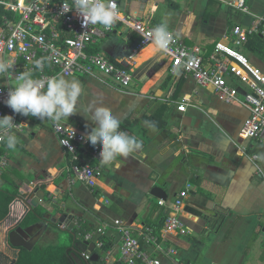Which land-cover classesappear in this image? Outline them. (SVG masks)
Returning a JSON list of instances; mask_svg holds the SVG:
<instances>
[{
    "label": "crops",
    "instance_id": "1",
    "mask_svg": "<svg viewBox=\"0 0 264 264\" xmlns=\"http://www.w3.org/2000/svg\"><path fill=\"white\" fill-rule=\"evenodd\" d=\"M124 1L122 14L151 28L166 21L169 32L199 48L205 59L217 44L233 47L231 30L248 28L255 16L264 13V0H244L248 14L225 4L236 0ZM120 4L121 0L119 9ZM111 38L116 41L111 43ZM137 41L138 36L121 25L100 40L96 50L130 69L133 81L120 88L101 75L66 78L79 80L82 94L78 112L60 122L90 132L94 124L82 114L93 100H100L120 120V130L141 140L142 148L127 157L118 156L110 164L95 161L101 165L102 175L97 193L92 194L81 182L70 184L71 176L64 169L69 154L59 146L52 121L16 113L21 131L16 134L14 150L3 143L8 166L0 175V188L14 186L19 197H28L30 186L39 185L50 195L39 203L46 210V219L66 214L73 222L82 220L92 228L121 219L141 237L146 230L158 234L160 229L151 227L157 213L167 214L175 195L189 186L178 211L189 233L171 236L170 243L177 250L174 259L153 254L160 264H264V159L257 158L264 157V143L239 137L248 108L241 102L224 103L211 89L197 87L191 77L175 80L166 57L153 45L129 59ZM237 50L264 73V61L244 45ZM228 83L238 89L240 100L248 91L233 76ZM182 99L191 106L179 112ZM156 115H161L163 127L142 120ZM152 186L166 192V208L157 205L162 198L149 194ZM24 209L23 204H15L13 216L8 209L0 221V264L16 258V252L5 244V234ZM54 226L49 224L36 246L62 242L64 232ZM41 229L34 228L33 234ZM106 236L116 257L119 236L113 230Z\"/></svg>",
    "mask_w": 264,
    "mask_h": 264
},
{
    "label": "built area",
    "instance_id": "2",
    "mask_svg": "<svg viewBox=\"0 0 264 264\" xmlns=\"http://www.w3.org/2000/svg\"><path fill=\"white\" fill-rule=\"evenodd\" d=\"M115 3L119 19L110 30H106L98 24L82 26V17L74 9L75 0H0L3 10L0 15V61L9 64L8 71L0 73V116H13V121L17 124L14 129L16 134L21 131V124L16 119V113H13L4 100L9 89L19 82V76L23 73H31L36 80H47L54 76L80 79L101 75L120 88L131 84L133 75L130 69L122 64L117 67L96 50V45L101 39L115 33L121 25L138 36L136 46L129 57L131 59L144 47L153 45L150 39L153 28L122 14L119 9L120 0H115ZM225 4L241 13H249L244 0ZM169 33L172 39L168 49L160 51L168 61L170 75L175 80L191 77L197 87L211 89L224 103L241 102L248 108L249 115L239 129L240 139L264 143V73L253 67L237 50L251 36L264 38V13L255 16L248 28L232 29L233 47L217 44L213 54L207 59L199 48L190 47L177 34ZM229 76H233L247 87L248 91L242 95L241 100L238 89L228 83ZM187 106H191L189 101L182 99L177 110L184 112ZM51 126L59 146L69 154L64 169L71 176L70 184L81 182L92 194H96L102 175L101 165L94 164L95 161H100L99 146H93L82 139L87 132L61 122L52 121ZM3 143L4 140L0 139V147H3ZM252 159L256 157L253 156ZM7 166L8 158L2 155L0 175ZM38 186L31 185V192ZM188 194L189 186H186L175 195L158 234L146 230L140 237L121 219L110 223L102 222L90 231L84 230L80 233L83 242L87 243L82 252L83 258L91 260L92 253L88 252L87 247L93 244V252H99L101 264H160V259L155 257L154 253L174 259L177 250L170 243L171 236L181 237L189 233L178 215ZM18 203L23 204L25 209L23 214L15 219L16 224L21 222L30 209L28 197H18L9 205L12 216L14 205ZM104 203L108 204L107 201ZM157 205L165 208L167 206L166 201L162 199L158 200ZM83 224L82 220H75L74 228L79 230ZM58 228L63 230L66 226L60 225ZM109 230L115 231L119 236L120 245L116 257L111 248L102 249L100 238ZM141 240L144 243H141Z\"/></svg>",
    "mask_w": 264,
    "mask_h": 264
},
{
    "label": "clouds",
    "instance_id": "3",
    "mask_svg": "<svg viewBox=\"0 0 264 264\" xmlns=\"http://www.w3.org/2000/svg\"><path fill=\"white\" fill-rule=\"evenodd\" d=\"M74 9L82 17V26L98 24L110 30L119 19L115 0H75ZM150 39L155 48L161 51L168 49L172 37L166 21L152 29ZM8 68V63L0 61V73L7 72ZM81 94L82 86L79 80H69L63 76L36 80L31 73H23L19 76V82L9 89L4 103L13 113L38 119L46 118L58 123L62 119L68 120L70 115L78 112L77 103ZM82 115L94 124L82 139L93 146H99V159L102 164H110L118 156L127 157L142 148V141L120 130V120L102 101L93 100ZM16 127L13 116H0V139L12 150L17 144L14 131ZM5 133L7 135L3 136Z\"/></svg>",
    "mask_w": 264,
    "mask_h": 264
},
{
    "label": "trees",
    "instance_id": "4",
    "mask_svg": "<svg viewBox=\"0 0 264 264\" xmlns=\"http://www.w3.org/2000/svg\"><path fill=\"white\" fill-rule=\"evenodd\" d=\"M2 14L3 10L0 7V15ZM244 46L260 60L264 61V38L258 35L251 36L248 38ZM115 65L117 67H121L120 64L115 63ZM142 120L144 122H148L146 124L155 128H160L165 125V122L161 119V115L144 117ZM2 155H4V150L3 147H0V157ZM18 197L19 193L17 187L12 186L7 188H0V221H2L7 216L9 205ZM46 201L50 202L52 205H55V203L50 199ZM45 214L46 210L39 205L35 208L30 207L29 211L25 214V216L19 223V226L22 228H27L29 226L38 224L40 221H45ZM58 215L59 214H56V216ZM166 215V213H157L155 217L156 224L152 225L151 227H153V229H155L156 231L161 229ZM91 229L92 227L84 222L79 230L76 228H74L72 232L61 230L62 232H64L63 240L61 243L47 247L35 246L31 251L19 249L16 260L15 262H13V264H76L74 258L72 257L73 253H75L76 256L80 259L81 264H101L99 263L100 261L94 263L85 260L82 256V251L85 249V246L82 244L83 240L80 233H82L84 230L90 231ZM100 240L103 243L102 249L108 250L111 246L109 238H107V236L105 235L102 236Z\"/></svg>",
    "mask_w": 264,
    "mask_h": 264
},
{
    "label": "water",
    "instance_id": "5",
    "mask_svg": "<svg viewBox=\"0 0 264 264\" xmlns=\"http://www.w3.org/2000/svg\"><path fill=\"white\" fill-rule=\"evenodd\" d=\"M149 194L155 198H162L164 200L167 199L166 192H164L159 186H152L150 188ZM49 196H50L49 193L45 192L44 189H40L38 187L35 188L33 192H30L28 196L30 207L31 208L37 207L40 201L47 199ZM44 218L45 221H40L38 224L29 226L27 228H22L19 226V224H16L6 230L5 244L8 245V247L12 249L14 252H16V257L19 249L31 251L36 246L37 242L39 241V239L41 238L42 234L49 226V224H53L57 228L60 225H65L66 229H63L62 231L66 230L68 232H72V230L74 229L73 217L70 215L62 214L59 217L53 216L49 220L46 219L45 216ZM36 227H41L42 229L37 231L36 234H33L34 228ZM82 244L84 246L87 245L86 242H83ZM87 249L89 253H92V258L90 261L97 263L99 261V255L93 252L94 245L89 244ZM72 257L74 258L76 264H81L80 259L76 256L75 253L72 254ZM15 260H13L10 264H13Z\"/></svg>",
    "mask_w": 264,
    "mask_h": 264
},
{
    "label": "rangeland",
    "instance_id": "6",
    "mask_svg": "<svg viewBox=\"0 0 264 264\" xmlns=\"http://www.w3.org/2000/svg\"><path fill=\"white\" fill-rule=\"evenodd\" d=\"M124 2H125L124 0H121L120 10H121V9H122V10L124 9V7H123V6H124ZM123 11H124V10H123ZM125 11H126V10H125ZM110 40H111V43L114 42V41H116V39H113V38H111ZM107 42H108V41H105V42L102 44V46H101V49H102V50H104V48H105V44H106ZM62 240H63V235H62V239H61V241H62ZM12 260H13V259H10L11 262H12ZM11 262H10V263H11Z\"/></svg>",
    "mask_w": 264,
    "mask_h": 264
},
{
    "label": "bare ground",
    "instance_id": "7",
    "mask_svg": "<svg viewBox=\"0 0 264 264\" xmlns=\"http://www.w3.org/2000/svg\"><path fill=\"white\" fill-rule=\"evenodd\" d=\"M135 60V59H134Z\"/></svg>",
    "mask_w": 264,
    "mask_h": 264
}]
</instances>
